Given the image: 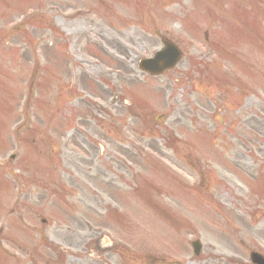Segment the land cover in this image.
<instances>
[{
  "label": "rangeland",
  "instance_id": "rangeland-1",
  "mask_svg": "<svg viewBox=\"0 0 264 264\" xmlns=\"http://www.w3.org/2000/svg\"><path fill=\"white\" fill-rule=\"evenodd\" d=\"M150 1H139L142 14H119L113 0H0L3 264L65 255L67 264H252V252L264 255V14L234 4L247 0ZM188 11L207 41L184 33L194 22L172 23ZM161 36L183 60L149 78L138 63ZM102 234L117 250L106 243L94 263Z\"/></svg>",
  "mask_w": 264,
  "mask_h": 264
}]
</instances>
